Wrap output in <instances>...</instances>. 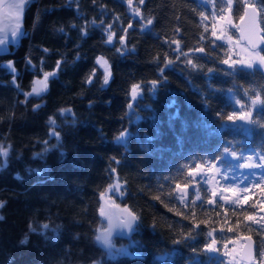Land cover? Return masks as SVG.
<instances>
[{"label":"trees","instance_id":"trees-1","mask_svg":"<svg viewBox=\"0 0 264 264\" xmlns=\"http://www.w3.org/2000/svg\"><path fill=\"white\" fill-rule=\"evenodd\" d=\"M128 1L25 0L19 39L0 51V264H219L210 241L245 234L264 262L261 186L239 202L193 190L196 167L226 149L264 155V70L223 62L206 1L134 0L140 18ZM246 2L264 36V0H232L233 20ZM45 72L47 91L26 97ZM235 99L256 104L246 129ZM115 181L121 194L107 192ZM108 195L137 215L117 255L96 240Z\"/></svg>","mask_w":264,"mask_h":264},{"label":"rangeland","instance_id":"rangeland-1","mask_svg":"<svg viewBox=\"0 0 264 264\" xmlns=\"http://www.w3.org/2000/svg\"><path fill=\"white\" fill-rule=\"evenodd\" d=\"M211 6L210 10V17L209 22L211 24V35L213 26L215 25V31L217 35H221L223 33V39L219 40L223 44L227 45L228 48V58L229 56L231 60H242L246 63L244 65L242 64H235L231 65L226 64L229 67L235 68L237 66H243L246 68H253V67H261L264 70V64H261L258 60V58H254L252 53L254 51H259V49H251L243 42L239 41L237 38V35H233V30H235L236 34V22L233 20L231 10L228 8V0L226 2L225 7L222 11H217L214 8L213 0H204ZM129 11L134 17L140 18L139 10L137 5L135 4L134 0H130L127 2ZM220 16H224L227 18H230L231 23H228V20H220ZM148 26L147 23H143L142 27L146 28ZM22 28V27H21ZM21 31L15 38V40H12L11 43H16L19 39V36L21 34ZM113 33V32H112ZM111 32H108V35L113 34ZM213 37V36H212ZM229 37H231V40L229 41ZM114 38V37H113ZM215 39V37H213ZM216 40V39H215ZM1 41V40H0ZM0 44V51L7 50L8 46L11 44ZM261 53V52H260ZM262 55V54H261ZM99 64L101 65L103 71L106 73H109V67L108 64L104 63L106 62L105 59L99 58ZM248 62H251L253 65L248 66L246 65ZM51 74V72H45ZM36 80H44V74L39 77ZM35 80V81H36ZM37 88H42L43 85H35ZM137 86V85H136ZM135 96L132 99H135L138 95L141 93V89L139 86L135 87L134 89ZM131 94H133V87ZM235 105L238 109V113L235 116V123L240 125L243 129H246L250 123V117L252 109L255 107V103L252 101L248 107H245L243 103L235 99ZM249 109V110H247ZM62 112H70L69 110H62ZM243 117V118H242ZM125 133H121L119 137L117 138L118 141H121L124 139ZM232 153H235L236 155L233 156ZM0 156L3 159L4 154L3 150H1L0 147ZM251 165V167H249ZM260 165H264V155L260 154L258 152L251 153L243 156V154L237 153V151H232L231 149H227V152L224 153L223 157L219 160H216L214 162H208L205 165H198L196 169L194 170L193 177L195 179V183L193 186V190L195 192V197L198 195L199 191L197 190L198 187H200L199 184L205 186L208 191L210 192L212 197L218 196L222 198L223 200L229 201V202H239L243 201L246 196H248L252 190L256 186H261V200H259L261 203L264 204V167H260ZM212 177L210 180L209 178ZM246 189V190H245ZM122 187L120 183L114 182L108 189V193L113 192L121 194ZM215 193V195H213ZM109 203H112L114 205H117L110 195L106 196L105 198ZM104 215V214H103ZM259 215L261 217L262 223L264 225V209L259 211ZM234 241V243L232 242ZM212 240L209 244H211ZM109 243L111 247L108 245H105V250L110 255H117L120 253H125L127 251H130L128 248V243L123 244H116L113 240V237L109 240ZM227 248L224 247L225 243L219 248V244L216 241V244L212 246V249L208 250V252L212 255H215L217 258L216 262H219L221 264V261L223 264H234L237 260L235 254L240 250V247L242 245V240L240 238H234L226 242ZM229 253L228 255H224V253ZM95 264V263H92ZM256 264H264L263 261L258 262Z\"/></svg>","mask_w":264,"mask_h":264},{"label":"water","instance_id":"water-1","mask_svg":"<svg viewBox=\"0 0 264 264\" xmlns=\"http://www.w3.org/2000/svg\"><path fill=\"white\" fill-rule=\"evenodd\" d=\"M16 2L17 0H0V37L8 34L17 25L19 16L15 7H11V5L16 4ZM253 8L256 10L254 11ZM241 17H243V19H241ZM236 24V34L239 41L245 43L251 49H253V44L258 45L256 49L264 47V41L261 40V37L264 36L259 21V10L254 3H244L242 13L237 19ZM175 191L183 196H187L188 186L177 184L175 186ZM101 207L105 211L106 225L98 231L97 236L106 237L107 240H109L114 236L128 237L132 233L137 223V215L131 211V209L126 206L111 204L103 198H101ZM129 213L136 217V219L130 223L127 222L131 219ZM110 222L113 225L111 229L109 228ZM241 239L242 245L240 250L236 252L238 261L234 264H256V243L254 238L249 234H245L241 236ZM97 242L99 244H104L103 240Z\"/></svg>","mask_w":264,"mask_h":264},{"label":"snow or ice","instance_id":"snow-or-ice-1","mask_svg":"<svg viewBox=\"0 0 264 264\" xmlns=\"http://www.w3.org/2000/svg\"><path fill=\"white\" fill-rule=\"evenodd\" d=\"M140 2L141 3H143L144 2V0H140ZM11 7H15V8H17V10H18V12H19V17H18V19L20 20V22L22 23V16H23V0H19V3L18 4H13V5H11ZM228 8H229V10H231V8H232V0H228ZM223 9H221V11H222ZM253 10L255 11L256 9L255 8H253ZM260 11L261 12H264V7H261V9H260ZM225 19H227L228 20V23H231V20H230V18H227V17H224V16H220V20H225ZM241 19H243V17H241ZM149 24H151V21H149L148 22ZM213 31H212V36L213 37H215V39L216 40H222L223 39V33H221V35H217V33H216V31H215V25L213 26ZM19 31L20 30H18L17 32H13L12 33V39L13 40H15V38H16V36L19 34ZM107 40H108V42L109 43H111L112 42V40H113V37H112V35H108V37H107ZM231 40V37H229V41ZM261 40L262 41H264V37H261ZM3 43V41H0V44H2ZM252 47H253V49H256L257 47H258V45L257 44H253L252 45ZM44 51H47L46 49L44 50ZM118 51H120L119 49H118ZM200 51L201 52H203V49H200ZM252 55H253V57L254 58H258V60H259V62L261 63V64H264V55H261V53L259 52V51H254L253 53H252ZM98 63L100 62L99 60L97 61ZM225 64H230V62H231V65H235V64H242V65H244L246 62L245 61H242V60H231V58H230V56H229V59H225L224 61H223ZM105 64L107 63V62H104ZM246 65H248V66H252L253 64L251 63V62H248ZM30 67H34L33 65H29ZM9 67H13L14 68V66L13 65H9ZM57 67H59V62H58V65H57ZM14 75H15V72L13 73ZM55 74L54 73H51V74H49V73H44V80H36V81H34L33 83H34V86H33V88H32V91L31 92H29V93H27V94H25V96L26 97H30V96H32V95H36V96H40L41 95V93L42 92H46L47 91V87H48V85H47V80L49 79V77L50 76H54ZM109 75H110V73H108V72H106L105 73V77H104V84H107L108 83V81H109ZM43 85V87L42 88H37L35 85ZM15 86V85H14ZM135 87H137V86H133V98H134V96H135V92H134V89H135ZM23 94V93H22ZM243 118V117H242ZM52 123H54V121L52 122ZM225 152H227V149L225 150ZM232 155L233 156H235L236 154L235 153H232ZM249 167H251V165H249ZM260 167H264V165H260ZM246 190V189H245ZM213 195H215V193H213ZM208 203H212V201H208ZM129 216L131 217V219L129 220V221H127V222H132V221H134L135 219H136V217H134V216H132L130 213H129ZM245 219H247V220H252V221H254L255 222V217H253V216H246L245 217ZM124 224V223H123ZM122 224V225H123ZM122 225H120V226H122ZM113 225L111 224V222L109 223V228L111 229V227H112ZM221 231H223V229H221ZM227 231L228 232H232L233 231V229L231 228V227H229L228 229H227ZM208 235H209V237H211V235H212V233H208ZM96 239H97V241H101V240H103V243L105 244V245H108L109 247H111V245H110V243H109V241L107 240V238L106 237H102V236H97L96 237ZM250 239V238H249ZM181 241H176V243H180ZM233 243H234V241H232ZM216 244V240H212V242H211V244H208L207 246H206V249H205V251H207V250H210V249H212V246L213 245H215ZM224 247L225 248H227V243H225V245H224ZM229 253H224V255H228ZM260 256H261V258H264V251H261L260 252ZM221 264H223V262L221 261Z\"/></svg>","mask_w":264,"mask_h":264},{"label":"bare ground","instance_id":"bare-ground-1","mask_svg":"<svg viewBox=\"0 0 264 264\" xmlns=\"http://www.w3.org/2000/svg\"><path fill=\"white\" fill-rule=\"evenodd\" d=\"M19 3V0H17L16 4ZM24 3V0H23ZM15 10L17 11V14L19 16V12L17 10V8H15ZM18 30H21V22L20 20H18L17 25L15 28H13L8 34H6L5 36L0 37V40L3 41V44H9V42L11 43L12 39V33L13 32H17ZM20 32V31H19ZM17 37V36H16Z\"/></svg>","mask_w":264,"mask_h":264}]
</instances>
